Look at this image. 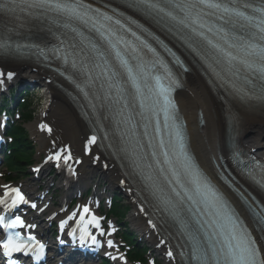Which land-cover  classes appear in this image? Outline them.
I'll use <instances>...</instances> for the list:
<instances>
[{
    "label": "snow or ice",
    "instance_id": "1",
    "mask_svg": "<svg viewBox=\"0 0 264 264\" xmlns=\"http://www.w3.org/2000/svg\"><path fill=\"white\" fill-rule=\"evenodd\" d=\"M162 4L165 6H161ZM128 7L147 14L165 13L172 20H177L180 25L189 28L192 34L200 38L199 48L192 44H189V47L207 63L208 69L220 86L230 89V94L241 103L264 105V18L257 22L254 16L221 4L218 0H129ZM205 8L222 12L224 15L219 16L222 23L217 25L206 19V16L214 15V13H206ZM28 9H44L64 16L68 21L75 20L84 25L91 24L92 28L99 33L102 43L92 40L73 28L72 31L80 37L79 43L69 42L67 47L71 51L62 52L65 41H61V47L53 51L62 56L65 65H69L72 73L68 78L85 98H88L90 93L77 82L78 77H84L85 85L97 89L93 96L101 101L99 111L96 104H91V107L94 113H97L96 123L101 129L115 124L119 131L121 124L129 125L132 122V116L125 115V111L131 112L137 104L142 116L147 111H151L154 117L158 116L159 112H163L165 126H171L173 130L172 138L168 146L162 139L160 140L161 151L151 152V163L147 161V154L138 150L142 145L133 142V139L122 131L118 137H113L114 142L109 144V147L113 149L115 155L131 161L134 171L141 177L146 190L156 201L157 208L162 209L172 219L178 220L184 229H188L189 225L180 213L184 211L186 205L189 212H192L195 206L197 213L209 217L207 223L214 228L213 238L219 237V239H215V242L211 244V256H209V250L205 249L189 232L188 235L192 239L191 259L196 264H264L261 249L257 246L252 231L240 219L239 213L232 206L227 194L203 172L194 157L190 155L174 105L169 99L173 90L172 85L179 86L178 81L172 79V72L163 60L146 59L142 52V48H146L155 56L156 49L147 41L136 37L135 32L132 35L140 41L142 48L126 40L124 36L118 35L117 30L104 23L113 18L106 13H100L99 9H92L83 0H0V10L6 13L14 14L17 10ZM255 11L264 13V7L257 8ZM115 24L123 27L119 19L115 20ZM64 27L70 28L71 24L66 22ZM237 27L241 30L240 32H237ZM253 28L256 31H252ZM200 49L204 51L201 52ZM19 52V45L13 49L7 40H0V54L15 55ZM39 52L40 55L46 56L44 50ZM110 57L112 59H109ZM161 70L165 75L158 74ZM241 71L244 72L242 77ZM14 76V72L5 73L0 70V86L4 85L5 79L11 81ZM162 79L169 80L168 86L161 83ZM127 81L131 82L135 90L131 101L125 95L126 89L122 87V84ZM144 89H147L149 95L157 97L151 106L145 103ZM161 103L162 106L157 111L156 105ZM121 104L123 107H117ZM156 123L157 131H159L158 119ZM41 128H47V125L42 124ZM47 130L51 132V128ZM107 135L108 133L105 132V138ZM96 141L97 136L92 135L87 144L92 145ZM65 152L66 154L62 155ZM159 156H163V161L158 158ZM61 159L65 164L72 159L71 151L66 147L47 157V160L57 162ZM75 163L79 164L81 161L77 159ZM240 163L244 162L240 161ZM57 166L59 167V163ZM35 171L38 172L39 168ZM243 171L249 179L264 189V165L248 163L244 165ZM72 172L75 174V169H72ZM2 187L5 191L3 197H0V204L5 205V211L21 203H28L19 188L9 185ZM10 193L14 195L11 196V204H7L6 198ZM252 199L255 200L254 197ZM245 202L258 224L264 225V205H261L258 211L252 203L247 200ZM201 204L204 206L202 210L199 207ZM31 207L36 208L37 205L33 203ZM40 210L43 211V209ZM72 220H75L79 228V236H77L76 228L69 233L73 243L78 240L81 246H85L86 243L99 246L97 235L93 234L91 229H96V233L101 236L105 235L101 223L103 217L92 212L88 204L82 207L77 205L71 214L60 221L62 232L65 225ZM0 224L4 225L5 230L35 227L34 224L25 225V221L20 216L9 220L0 215ZM149 224L156 227L152 220H149ZM107 235H111V232ZM60 243L63 244L64 241L61 240ZM0 246L8 256L15 252H32L37 260L44 255L45 249V245L36 240L35 236L29 234L22 239L19 232L15 234L9 232L7 239L0 241ZM107 246L110 248L114 246L111 239L107 240ZM106 254L113 260L124 259L122 255L117 257L112 256L111 253ZM167 255L170 258L173 257L171 249Z\"/></svg>",
    "mask_w": 264,
    "mask_h": 264
},
{
    "label": "bare ground",
    "instance_id": "2",
    "mask_svg": "<svg viewBox=\"0 0 264 264\" xmlns=\"http://www.w3.org/2000/svg\"><path fill=\"white\" fill-rule=\"evenodd\" d=\"M31 71L23 69L20 76L32 77L35 76ZM186 88L187 93H184L179 97L178 103L185 113V118L188 124L189 134L191 135V145L201 161L205 164H209L208 156H214L216 150L221 146L223 133L230 120V115L227 116L226 103L221 101L215 94L209 90L205 80L201 78L198 73L186 75ZM47 94H51L53 90L50 88ZM200 109L205 116V126L199 128L196 124V111ZM241 110V109H240ZM244 112V111H242ZM53 121L56 125L57 136L62 141L71 142L74 147L79 146L80 142L78 137L81 131V120L78 118L75 110L68 105H54ZM245 121L248 122L247 140L246 143L252 144L258 154L264 155V140L261 139L264 134V119H255L251 115H244ZM36 138L40 144L47 145V139L42 135H36ZM40 145V146H41ZM88 161H84L80 172L82 173L81 181H87L90 175L94 173L89 171ZM108 177L111 181H117V175H114L112 169L108 171ZM132 224L139 230L144 231L146 229L145 221L140 216H134ZM153 239L152 235L149 237Z\"/></svg>",
    "mask_w": 264,
    "mask_h": 264
},
{
    "label": "trees",
    "instance_id": "3",
    "mask_svg": "<svg viewBox=\"0 0 264 264\" xmlns=\"http://www.w3.org/2000/svg\"><path fill=\"white\" fill-rule=\"evenodd\" d=\"M20 127L17 129L16 140L14 142V152L8 158L7 162L13 169L21 170L23 164L21 161L23 159H28L30 157V142L27 141L26 135L21 131ZM123 211V210H122ZM120 210L121 214L123 215ZM132 239V237H130Z\"/></svg>",
    "mask_w": 264,
    "mask_h": 264
},
{
    "label": "rangeland",
    "instance_id": "4",
    "mask_svg": "<svg viewBox=\"0 0 264 264\" xmlns=\"http://www.w3.org/2000/svg\"><path fill=\"white\" fill-rule=\"evenodd\" d=\"M36 90H38V88H36ZM33 91V94H34V101H33V106L35 107L36 105L40 104L41 100H44L43 98H41V94L43 92V90H40V91ZM132 212H129L128 215H129V221H130V224H131V218H132V215L130 214Z\"/></svg>",
    "mask_w": 264,
    "mask_h": 264
}]
</instances>
